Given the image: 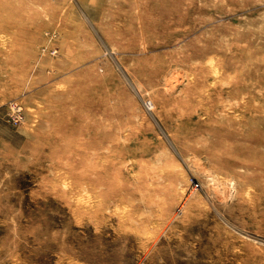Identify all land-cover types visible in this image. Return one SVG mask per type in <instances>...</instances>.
I'll return each instance as SVG.
<instances>
[{
    "label": "rangeland",
    "instance_id": "obj_1",
    "mask_svg": "<svg viewBox=\"0 0 264 264\" xmlns=\"http://www.w3.org/2000/svg\"><path fill=\"white\" fill-rule=\"evenodd\" d=\"M0 264H264V0H0Z\"/></svg>",
    "mask_w": 264,
    "mask_h": 264
}]
</instances>
